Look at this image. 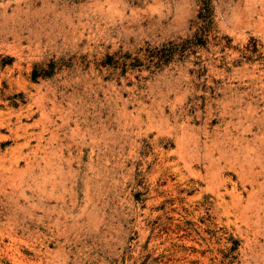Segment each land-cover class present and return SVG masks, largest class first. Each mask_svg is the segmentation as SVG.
Here are the masks:
<instances>
[{
    "label": "rangeland",
    "instance_id": "obj_1",
    "mask_svg": "<svg viewBox=\"0 0 264 264\" xmlns=\"http://www.w3.org/2000/svg\"><path fill=\"white\" fill-rule=\"evenodd\" d=\"M200 1L0 0V264H264V0Z\"/></svg>",
    "mask_w": 264,
    "mask_h": 264
},
{
    "label": "trees",
    "instance_id": "obj_2",
    "mask_svg": "<svg viewBox=\"0 0 264 264\" xmlns=\"http://www.w3.org/2000/svg\"><path fill=\"white\" fill-rule=\"evenodd\" d=\"M200 6L201 7H200V11H199V17L202 18L203 21L209 22V18L211 15L210 0H201ZM171 56L172 55L169 53V55H167V57H165V58L164 57L163 58L158 57L156 65H160V64H164V63L168 62ZM151 59H153V57ZM34 77H35V75H34Z\"/></svg>",
    "mask_w": 264,
    "mask_h": 264
},
{
    "label": "bare ground",
    "instance_id": "obj_3",
    "mask_svg": "<svg viewBox=\"0 0 264 264\" xmlns=\"http://www.w3.org/2000/svg\"><path fill=\"white\" fill-rule=\"evenodd\" d=\"M20 119V118H19ZM15 127V126H14ZM19 128V127H18ZM23 132V131H22ZM11 150V149H10ZM240 168H242V167H240ZM249 174V173H248ZM247 182V181H246ZM253 183V182H252ZM262 186V185H261ZM248 204V203H247ZM258 218V217H257ZM257 225V224H256Z\"/></svg>",
    "mask_w": 264,
    "mask_h": 264
}]
</instances>
